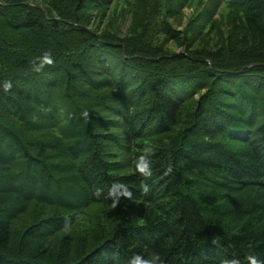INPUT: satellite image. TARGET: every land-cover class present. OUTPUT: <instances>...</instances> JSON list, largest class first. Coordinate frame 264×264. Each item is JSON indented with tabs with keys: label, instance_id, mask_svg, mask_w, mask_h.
<instances>
[{
	"label": "trees",
	"instance_id": "trees-1",
	"mask_svg": "<svg viewBox=\"0 0 264 264\" xmlns=\"http://www.w3.org/2000/svg\"><path fill=\"white\" fill-rule=\"evenodd\" d=\"M110 1L0 0V264H264V0Z\"/></svg>",
	"mask_w": 264,
	"mask_h": 264
},
{
	"label": "rangeland",
	"instance_id": "rangeland-1",
	"mask_svg": "<svg viewBox=\"0 0 264 264\" xmlns=\"http://www.w3.org/2000/svg\"><path fill=\"white\" fill-rule=\"evenodd\" d=\"M135 0H111L109 7L105 11V17L102 21L99 22L97 19L91 24L96 27L99 31L105 28V25L113 16L112 28L113 31L117 34H120L122 37L128 34L133 27L135 22V14L133 12L134 6L137 8V4L134 3ZM215 1L220 3L216 17L219 20V23L224 24V17L227 12V6L220 0H183L184 5L179 8V13L176 15H171L169 10V4L167 0H163L160 3V6L157 7L155 12L156 19L155 23L161 25L163 22L167 21L173 25L176 29H179L183 32H187L186 28L188 23L200 12L205 6L213 4ZM193 26V24H192ZM116 27L117 29H114ZM188 33V32H187ZM155 42L164 44L168 49L172 51L184 50L186 44L178 43L173 38H167L165 33L162 31L157 32L155 35ZM206 40H204L205 42ZM198 43V42H197Z\"/></svg>",
	"mask_w": 264,
	"mask_h": 264
},
{
	"label": "clouds",
	"instance_id": "clouds-1",
	"mask_svg": "<svg viewBox=\"0 0 264 264\" xmlns=\"http://www.w3.org/2000/svg\"><path fill=\"white\" fill-rule=\"evenodd\" d=\"M36 60H39V64L36 63ZM36 60L31 61L33 65V71L40 72L43 70L45 66H52L54 65V57L51 53V51L45 52L42 56L37 57ZM13 87L11 81H4L3 82V90L5 92H8ZM138 170L141 173V175H144L145 177L151 176V170L147 163L142 164L141 166H138ZM170 171V169H169ZM144 189L147 190L148 186L147 184L143 185ZM135 264H140L139 257L134 258ZM144 264H164V261L161 259L159 253H155L152 257L151 261H146Z\"/></svg>",
	"mask_w": 264,
	"mask_h": 264
}]
</instances>
